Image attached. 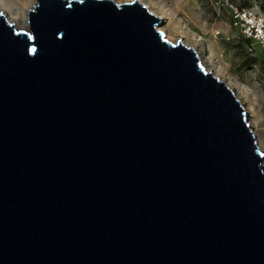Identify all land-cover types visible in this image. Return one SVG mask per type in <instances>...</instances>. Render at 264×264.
<instances>
[{
    "label": "water",
    "instance_id": "1",
    "mask_svg": "<svg viewBox=\"0 0 264 264\" xmlns=\"http://www.w3.org/2000/svg\"><path fill=\"white\" fill-rule=\"evenodd\" d=\"M0 13V264H264V152L234 93L138 1Z\"/></svg>",
    "mask_w": 264,
    "mask_h": 264
},
{
    "label": "rangeland",
    "instance_id": "2",
    "mask_svg": "<svg viewBox=\"0 0 264 264\" xmlns=\"http://www.w3.org/2000/svg\"><path fill=\"white\" fill-rule=\"evenodd\" d=\"M10 9L1 8L7 20L16 27L27 29V13L36 5L30 0L24 9V18L15 16L12 11L20 8V0H0ZM116 4L138 1L148 10L163 17L158 30L164 39L172 44L181 41L193 48L201 64L221 77L235 95L246 112L248 95L255 108L247 115V123L256 137V143L264 152V50L256 42H246L239 31L232 26L230 13L224 4L225 0H113ZM240 9L259 5L264 13V0H228ZM219 3L220 8L215 5ZM177 27V32L173 28ZM214 76V74H212ZM215 77V76H214ZM256 118V119H255ZM264 168V161L262 163ZM264 172V169H263Z\"/></svg>",
    "mask_w": 264,
    "mask_h": 264
},
{
    "label": "built area",
    "instance_id": "3",
    "mask_svg": "<svg viewBox=\"0 0 264 264\" xmlns=\"http://www.w3.org/2000/svg\"><path fill=\"white\" fill-rule=\"evenodd\" d=\"M220 8L219 3H215ZM232 26L239 31L240 37L250 42H256L264 50V13L259 5L251 8L240 9L225 0Z\"/></svg>",
    "mask_w": 264,
    "mask_h": 264
},
{
    "label": "bare ground",
    "instance_id": "4",
    "mask_svg": "<svg viewBox=\"0 0 264 264\" xmlns=\"http://www.w3.org/2000/svg\"><path fill=\"white\" fill-rule=\"evenodd\" d=\"M29 1H30V0H20V1H19V4L21 5L20 8H18V10H17L16 12H15V11H12V13H14L15 16H19V17L21 18V20H23V18H24V9H25V6L29 3ZM0 7H1V8L9 9V10L11 11V9H10V8H9V7H8L3 1H0ZM160 18L163 19V17H160ZM16 28H17L18 30H26L25 27H23V28L16 27ZM173 31L177 32V27H174V28H173ZM203 67L205 68V70H206L207 72H209V73H211V74H214V76H215L216 78H218V79L221 80V77L218 76V75H216V74L214 73V70L208 69V68L204 65V62H203ZM243 97H244V99L247 101L248 109L251 111V113H252V115H253V117H254V116H255V108H254V105H253L252 101L249 99V96H248V95L243 94ZM248 109L246 108V116H247L248 113H249ZM255 119H256V118H255ZM250 128L253 129L252 126H251ZM263 169H264V168L262 167V170H263Z\"/></svg>",
    "mask_w": 264,
    "mask_h": 264
},
{
    "label": "trees",
    "instance_id": "5",
    "mask_svg": "<svg viewBox=\"0 0 264 264\" xmlns=\"http://www.w3.org/2000/svg\"><path fill=\"white\" fill-rule=\"evenodd\" d=\"M246 42H248V40H246Z\"/></svg>",
    "mask_w": 264,
    "mask_h": 264
}]
</instances>
